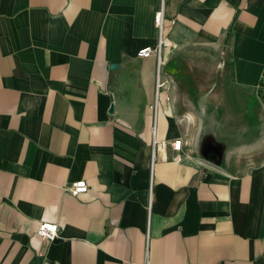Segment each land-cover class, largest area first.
Wrapping results in <instances>:
<instances>
[{"label": "crops", "instance_id": "1", "mask_svg": "<svg viewBox=\"0 0 264 264\" xmlns=\"http://www.w3.org/2000/svg\"><path fill=\"white\" fill-rule=\"evenodd\" d=\"M145 263L264 264V0H0V264Z\"/></svg>", "mask_w": 264, "mask_h": 264}, {"label": "built area", "instance_id": "2", "mask_svg": "<svg viewBox=\"0 0 264 264\" xmlns=\"http://www.w3.org/2000/svg\"><path fill=\"white\" fill-rule=\"evenodd\" d=\"M155 16H156V19H155L156 27L160 32V37L158 40L157 47L156 48H152V47L143 48V50L139 51L138 57L143 59V58H149V57L155 56L156 59L158 60V68H157V73H156L157 74L156 89H157V98H158L159 94L161 93V91L163 90V88L166 86V83H167L164 80L163 74H162V67L165 63V59H163V49L165 46L164 39H163V32H164L163 29H164V21H165L164 8L158 11ZM172 23H174V21ZM156 108L157 106L155 107V109ZM158 145L159 143L156 140H154L152 143L154 157L158 149ZM161 145L163 146L164 144H161ZM171 146L173 147V150L178 153L181 152L184 147L182 140H175L171 144ZM87 191H88V185L86 181H79L77 183H74L69 188V192L73 196H78L80 194L86 193ZM37 234L41 238H43L45 241L53 242L59 236V226L56 223L43 222L40 224ZM145 264H149V263H145Z\"/></svg>", "mask_w": 264, "mask_h": 264}, {"label": "water", "instance_id": "3", "mask_svg": "<svg viewBox=\"0 0 264 264\" xmlns=\"http://www.w3.org/2000/svg\"><path fill=\"white\" fill-rule=\"evenodd\" d=\"M114 113V106L111 107L110 114Z\"/></svg>", "mask_w": 264, "mask_h": 264}]
</instances>
